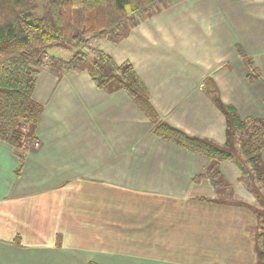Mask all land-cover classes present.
Instances as JSON below:
<instances>
[{"label":"crops","instance_id":"0c3cea01","mask_svg":"<svg viewBox=\"0 0 264 264\" xmlns=\"http://www.w3.org/2000/svg\"><path fill=\"white\" fill-rule=\"evenodd\" d=\"M148 12L93 46L131 64L153 118L86 69L39 72L35 139L21 161L0 141V264H258L264 236L250 206L264 179L154 128L222 145L224 104L264 122V0H165Z\"/></svg>","mask_w":264,"mask_h":264},{"label":"trees","instance_id":"16d2710c","mask_svg":"<svg viewBox=\"0 0 264 264\" xmlns=\"http://www.w3.org/2000/svg\"><path fill=\"white\" fill-rule=\"evenodd\" d=\"M163 1L0 0V141L11 145L22 160L25 146L35 139L33 131L25 136L23 128L32 125L34 129L41 114V105L32 98L34 84L43 66L37 51L61 42L77 51L68 61L51 64L52 68L62 72L86 69L98 87L122 89L153 118L146 89L129 62L118 65L96 48L91 49L95 57L90 63L79 66L78 61L85 60L83 48L92 41L107 36L116 41L122 23H136L140 16ZM240 55L249 70L247 80L254 82L260 74L257 66L243 51ZM222 109L227 119L226 141L222 145L191 137L165 123H159L154 131L198 154L233 159L239 164L243 162L242 170L247 171L246 163L254 167V172L259 164L264 169L260 161L264 149V122L251 116L241 118L229 104H224ZM208 173L211 182L218 187L217 163L212 164ZM263 173L253 174L261 178ZM258 264H264V247L259 252Z\"/></svg>","mask_w":264,"mask_h":264},{"label":"rangeland","instance_id":"374dc122","mask_svg":"<svg viewBox=\"0 0 264 264\" xmlns=\"http://www.w3.org/2000/svg\"><path fill=\"white\" fill-rule=\"evenodd\" d=\"M148 11H147V14L149 13ZM144 15H145V13L142 16H144ZM142 16H140V18ZM140 18H138L137 21ZM128 24H132V23L126 22V23H122L121 24V26L119 28V38L121 36H123V34L126 33L127 28H128L127 27ZM94 48H96V47L93 46V41L89 44L88 47L83 48V52L86 55L82 56V58H85V60L81 59L80 61H78V65L79 66H85V65H87V63L91 62V59L93 57H95L94 53L91 51V49H94ZM76 51H77L76 48H74L71 45H69L68 43H64V42L52 44V45H49V46H47V47H45V48H43L41 50H38L37 51V57H39L41 59L42 63H43V66L40 68V70L54 69V68H52L50 66L51 64L55 65L59 61H68L74 55V53ZM259 76H260V74H259ZM33 130H34L33 126L32 125H28V126H25L23 128L22 133L25 136H29L30 134H32ZM233 152L236 154L235 150H233ZM239 157L241 158V155ZM245 168L249 172L250 171L254 172L253 171L254 167L249 165L248 163L245 164ZM258 171L259 172L260 171L261 172L264 171L263 166L260 165V164H259L258 168L255 169V172H258ZM260 177L264 179V176H260ZM246 180H247V182H249L248 179H246ZM218 181H220V178H218ZM226 189H227V192L229 194L230 189H228L227 185H224V187H222L220 190L218 188V191L216 192V195H215V198L218 201L223 199V197H222L223 195H222L221 191H225ZM257 189H258L259 194L255 195L256 201L252 202L250 207L253 208L254 211H256L259 214L258 217H257L260 220V222H258V231L260 233L259 236H261V235L264 236V222H262V221H264V184H260V186ZM254 230H255V228L253 229V231ZM258 240H260V239L258 238ZM259 244H261V240L259 241ZM262 246L264 247V243H263Z\"/></svg>","mask_w":264,"mask_h":264}]
</instances>
